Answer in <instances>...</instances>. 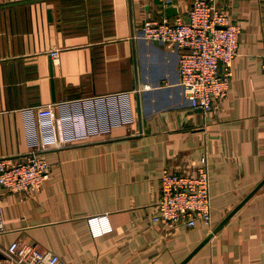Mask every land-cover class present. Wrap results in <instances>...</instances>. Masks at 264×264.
<instances>
[{
    "label": "crops",
    "instance_id": "obj_1",
    "mask_svg": "<svg viewBox=\"0 0 264 264\" xmlns=\"http://www.w3.org/2000/svg\"><path fill=\"white\" fill-rule=\"evenodd\" d=\"M214 1L242 32L228 95L203 113L179 49L142 37L145 18L187 19L194 0H0V159L45 142L51 165L35 191L0 184V264L14 241L71 264H264V184L203 243L264 179V0ZM203 152L212 224L153 223L163 169Z\"/></svg>",
    "mask_w": 264,
    "mask_h": 264
},
{
    "label": "built area",
    "instance_id": "obj_2",
    "mask_svg": "<svg viewBox=\"0 0 264 264\" xmlns=\"http://www.w3.org/2000/svg\"><path fill=\"white\" fill-rule=\"evenodd\" d=\"M175 0H164L170 6ZM188 18L178 15L147 17L142 23V37L175 45L179 51L180 86L193 109L209 113L229 92L233 62L238 55L242 26L214 0H194ZM58 51L53 55L58 56ZM264 69V50L262 52ZM38 118L54 116L52 104L37 108ZM40 149L22 160L0 159V184L17 193L39 189L49 177L51 165ZM210 169L207 152L188 167H165L160 178V195L151 221L192 228L198 222L212 224ZM3 204L0 202V232L4 230ZM8 253L15 264H71L60 255L37 245L12 242Z\"/></svg>",
    "mask_w": 264,
    "mask_h": 264
},
{
    "label": "water",
    "instance_id": "obj_3",
    "mask_svg": "<svg viewBox=\"0 0 264 264\" xmlns=\"http://www.w3.org/2000/svg\"><path fill=\"white\" fill-rule=\"evenodd\" d=\"M169 11H173L175 12V14L177 13V10L174 8H169ZM156 42H160V41H156ZM52 87L54 90V79H52ZM264 184V179L260 182V184L253 190V192H251L246 198L245 200H243L228 216L227 218L219 225L217 226L209 235L208 237L203 241L206 242L215 232H217L220 227L224 224V222L257 190L259 189L262 185ZM202 243V244H203ZM4 258V255L0 252V259ZM188 259V258H187ZM186 261V260H185ZM185 261L181 262L180 264H183Z\"/></svg>",
    "mask_w": 264,
    "mask_h": 264
}]
</instances>
